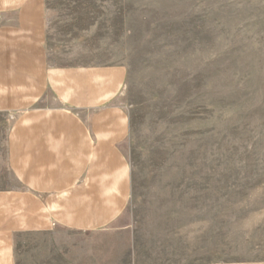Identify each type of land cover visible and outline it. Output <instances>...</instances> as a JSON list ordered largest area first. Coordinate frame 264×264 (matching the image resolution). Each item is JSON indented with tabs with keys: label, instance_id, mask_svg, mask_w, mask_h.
Instances as JSON below:
<instances>
[{
	"label": "rangeland",
	"instance_id": "obj_1",
	"mask_svg": "<svg viewBox=\"0 0 264 264\" xmlns=\"http://www.w3.org/2000/svg\"><path fill=\"white\" fill-rule=\"evenodd\" d=\"M45 6L55 64L127 69L123 219L141 261L264 262V0Z\"/></svg>",
	"mask_w": 264,
	"mask_h": 264
},
{
	"label": "crops",
	"instance_id": "obj_2",
	"mask_svg": "<svg viewBox=\"0 0 264 264\" xmlns=\"http://www.w3.org/2000/svg\"><path fill=\"white\" fill-rule=\"evenodd\" d=\"M47 16L0 0V264H149L123 219L127 69L55 64Z\"/></svg>",
	"mask_w": 264,
	"mask_h": 264
}]
</instances>
